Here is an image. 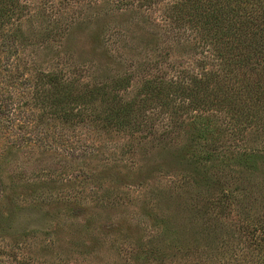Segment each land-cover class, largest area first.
<instances>
[{"label": "rangeland", "instance_id": "1", "mask_svg": "<svg viewBox=\"0 0 264 264\" xmlns=\"http://www.w3.org/2000/svg\"><path fill=\"white\" fill-rule=\"evenodd\" d=\"M17 1L19 16L3 21L16 43L0 45L10 56L0 86L15 109L10 127L0 123L2 261L264 264V73L254 58L228 69L168 19L172 0ZM205 70L216 89L193 106L175 88L169 103L137 102L146 79L188 82ZM51 72L73 97L42 91ZM117 76L130 79L117 101L76 98ZM254 76L263 78L244 90ZM119 100L135 105L116 124L108 111Z\"/></svg>", "mask_w": 264, "mask_h": 264}, {"label": "trees", "instance_id": "2", "mask_svg": "<svg viewBox=\"0 0 264 264\" xmlns=\"http://www.w3.org/2000/svg\"><path fill=\"white\" fill-rule=\"evenodd\" d=\"M99 1L101 0H92V3H98ZM153 1L155 0H140V3L145 5ZM117 2L121 3V5L130 4V0L129 2L128 0H117ZM18 8L20 6L17 0H0V45L4 44L6 52H10L9 47H12L16 41L14 34L4 30L5 24H3V21L5 18H10V21H13L15 17H18ZM166 14L177 28L183 27L187 29L195 36L200 46L205 45L214 54H217L221 63L229 66L228 69H231L230 66L233 65L232 69L234 70V67L246 64L248 58H254L256 65H260L259 72L264 73V0H172V4L166 8ZM8 41H11V43H8ZM0 59L9 61L8 64H10V56L3 55ZM211 73L205 70L202 73V77L191 78L188 82L165 81L162 78L146 79L140 87L144 99H140L137 102L143 104L147 102L145 99H150L151 101H160V103H169L170 95L172 97L177 93H181L190 101L188 104L193 106V101L198 96L202 95V97L207 98L216 89L213 85L210 87V81L206 82ZM262 78L263 76L259 77L258 80L261 81ZM258 80L255 76L250 77L245 83L244 90L247 88L251 89ZM129 83L130 79L128 77L117 76L104 86L94 85L86 88L84 92L77 94L76 98L84 99L90 96L93 99L98 97L99 99H108L110 101L116 100L118 90L127 87ZM40 84L50 86L47 89L42 88V91L44 93L50 91V97L52 98L64 97L70 99L73 97L71 91H68L69 83L53 72L47 73L44 78H41ZM172 88L177 90L176 92L174 89L173 95L169 92ZM39 89H41L40 85ZM250 91H247L246 94L250 93ZM223 92L225 93V91ZM225 95L226 100H229L230 98H227L230 97L229 92H226ZM196 101L198 100L196 99ZM121 102L119 100L117 102L118 107H115V109L111 108L108 111L112 122L116 124L122 121L119 117H123L121 114L125 111L122 107L126 108L127 106L135 105L134 101L122 102L123 104ZM14 110L12 91L9 88L0 86V123L3 122L5 127L12 125ZM251 153V151H244L241 158L248 162L251 159ZM14 261V264H22L16 258V255H14ZM0 264H5L1 258Z\"/></svg>", "mask_w": 264, "mask_h": 264}]
</instances>
